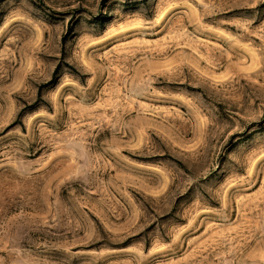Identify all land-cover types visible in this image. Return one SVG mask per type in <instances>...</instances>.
<instances>
[{
    "label": "rangeland",
    "instance_id": "rangeland-1",
    "mask_svg": "<svg viewBox=\"0 0 264 264\" xmlns=\"http://www.w3.org/2000/svg\"><path fill=\"white\" fill-rule=\"evenodd\" d=\"M0 264H264V0H0Z\"/></svg>",
    "mask_w": 264,
    "mask_h": 264
}]
</instances>
